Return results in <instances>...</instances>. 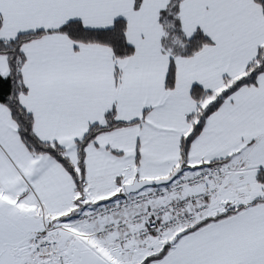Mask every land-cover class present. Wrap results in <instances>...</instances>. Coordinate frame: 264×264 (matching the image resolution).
Instances as JSON below:
<instances>
[{"label":"snow or ice","instance_id":"obj_1","mask_svg":"<svg viewBox=\"0 0 264 264\" xmlns=\"http://www.w3.org/2000/svg\"><path fill=\"white\" fill-rule=\"evenodd\" d=\"M0 264H264V0H0Z\"/></svg>","mask_w":264,"mask_h":264}]
</instances>
